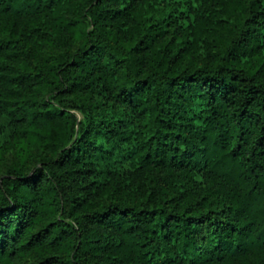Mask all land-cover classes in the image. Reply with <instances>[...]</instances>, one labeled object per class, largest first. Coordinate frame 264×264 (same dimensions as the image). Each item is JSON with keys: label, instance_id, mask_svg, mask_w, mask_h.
Segmentation results:
<instances>
[{"label": "trees", "instance_id": "obj_1", "mask_svg": "<svg viewBox=\"0 0 264 264\" xmlns=\"http://www.w3.org/2000/svg\"><path fill=\"white\" fill-rule=\"evenodd\" d=\"M0 264H264V0H0Z\"/></svg>", "mask_w": 264, "mask_h": 264}, {"label": "rangeland", "instance_id": "obj_2", "mask_svg": "<svg viewBox=\"0 0 264 264\" xmlns=\"http://www.w3.org/2000/svg\"><path fill=\"white\" fill-rule=\"evenodd\" d=\"M79 118H82V114L79 111H75Z\"/></svg>", "mask_w": 264, "mask_h": 264}]
</instances>
